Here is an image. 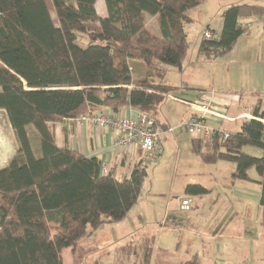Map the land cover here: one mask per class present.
Returning <instances> with one entry per match:
<instances>
[{
    "label": "trees",
    "instance_id": "trees-1",
    "mask_svg": "<svg viewBox=\"0 0 264 264\" xmlns=\"http://www.w3.org/2000/svg\"><path fill=\"white\" fill-rule=\"evenodd\" d=\"M95 1L0 0V109L17 142L0 168V264H62L63 249L74 251L81 237L135 205L147 174L142 157L128 175H103L98 158L57 145L55 125L128 107L156 116L175 90L164 81L166 70L179 67L188 52L184 26L205 0H105V17ZM260 14L262 5L230 4L221 13L218 38L202 39L198 51L217 56L230 50L247 31L239 19ZM145 15L157 17L158 35L146 27ZM94 22L96 30L88 27ZM79 35L86 36L85 47ZM133 61L145 68L138 80ZM253 115L240 131L192 138L190 148L205 163L233 162V179L250 180L249 170L256 171L264 225V153L244 150L264 151L263 114L257 107ZM29 125L38 136V155ZM186 191L203 195L207 189L187 184ZM142 248L136 261L149 264L151 241Z\"/></svg>",
    "mask_w": 264,
    "mask_h": 264
},
{
    "label": "crops",
    "instance_id": "crops-1",
    "mask_svg": "<svg viewBox=\"0 0 264 264\" xmlns=\"http://www.w3.org/2000/svg\"><path fill=\"white\" fill-rule=\"evenodd\" d=\"M232 3H255L264 6V0H205L191 10L192 21L184 26L188 45L187 55L179 67H168L164 75V81L174 86L175 90L173 94L165 96L155 117L163 129L171 127L173 130L171 132L165 130L162 134L159 152L173 137L175 140L180 139L175 134V129L179 127L189 139V143L182 140L185 148L189 150L190 140L193 137L187 134L180 124L190 114H198L196 109L188 105V103L195 101L205 100L210 103L211 108L205 114L204 121L206 125L218 132L235 133L240 131L242 122L253 118V112L257 107L263 114L261 121L264 123V14L239 19V22L243 24L247 31L238 37L230 50L217 56L206 55L198 51L203 39V30L209 28L218 36L222 27L221 13ZM95 9L100 17H105L107 15L105 0H96ZM156 20V16L145 15L146 27L148 29L149 26L152 27L154 31L151 32L158 35L159 28ZM133 63L138 68L137 75L136 77L133 76V79L138 80L145 75V68L141 62L133 61ZM167 101L182 105L183 112L179 119L173 118L172 106H166V103H169ZM121 110L123 115H127L132 113L134 109L123 108ZM74 119L64 118L55 125L57 145H67L83 156L98 158L101 164L108 167V172L113 173L116 177L127 175L123 154L115 145L117 134L113 129L98 126L91 120L79 121L77 118ZM34 147L39 154L38 144H33ZM244 150L256 156L262 153L261 150L250 146L244 147ZM140 154L139 151L133 152L132 155L135 161L141 158ZM200 163L198 158H195V166H201ZM218 163L216 161L208 164L218 166ZM231 168L234 170V163L231 164ZM251 170L254 169L249 170L250 180L232 178L234 181H239L236 193L241 194L238 199L246 204L238 207L230 205L223 211H220V206L215 205L217 201H221V195L217 192L218 185L212 186L211 183L202 180H194L193 183H189L199 184L207 189L205 194L195 195L199 199L195 201L194 205L195 208H200L210 203L211 212L206 217V224L203 228L195 227L192 229V236L188 235L186 229L182 226L173 227L170 232L171 236L169 235V238H167L169 245L159 241L157 248L166 253H175V242L183 236L182 230H184L183 239L185 240L182 253L185 258L173 254L165 261L157 260L158 255L156 253L153 260L152 245L149 264H189L193 260L197 264H203L202 258L207 256L205 245L202 244V252L192 253L194 251L192 247L193 238L198 234H209L211 241L207 242L208 250L215 264H260L253 258L254 254L259 255L262 264H264V250L259 254L256 252L257 250H250L243 243V240L261 241L264 248V225L262 224L261 209L258 202L260 186L256 182L259 177L255 170L256 174H251ZM202 174L208 176L211 174V169L209 170L208 167L203 173L200 171V167L194 169V177ZM251 191L255 200H253L252 206L249 207L248 202L250 199L247 196ZM228 192L232 195L231 190H228ZM211 193H215V196H211ZM251 209L254 210V213H251ZM130 210L125 216L130 213ZM193 211L194 209L188 213L190 214ZM196 240H199V238L196 237ZM70 249L65 248L61 251L62 264H79L80 260L76 258L77 250ZM207 260H210V258L207 259L206 257L205 264ZM94 264L110 263L99 259ZM134 264L136 263L134 262Z\"/></svg>",
    "mask_w": 264,
    "mask_h": 264
},
{
    "label": "rangeland",
    "instance_id": "rangeland-1",
    "mask_svg": "<svg viewBox=\"0 0 264 264\" xmlns=\"http://www.w3.org/2000/svg\"><path fill=\"white\" fill-rule=\"evenodd\" d=\"M49 7L53 20L56 22L50 4ZM88 27L92 30H96L98 29V24L96 22L90 23ZM149 30L154 31L150 26ZM79 36L80 38L77 40V43L81 47H85L87 43L86 36ZM136 66L137 65L133 63L134 77H136L138 70ZM169 94L171 95L173 92ZM171 102L166 103V106H172L171 112L173 118L179 119L183 112V107L180 103ZM179 128L175 129V134L177 138L180 139L175 140L174 137L170 139L169 143L161 148L160 152L156 153L154 157L140 152V157H142L146 166L147 174L144 178L143 186L136 204L133 205L130 213L120 220L103 223L94 229L90 235L81 237L76 246V258L80 260L79 264H94V262L99 259L107 261L110 264H134V262L140 264L139 260L136 261L137 259H135L134 255L137 253L141 256L143 252L142 247L147 240L151 241V246L153 245V260L156 253L158 255L157 260L165 261L166 258L173 254L179 255L184 259L185 256L182 253L185 240L183 239L184 230H182L183 236L175 242V253H166L165 251L158 250L157 246L159 241H163L165 244L169 245L167 238H169L168 236L173 227L177 225L182 226L186 229L187 234L192 236V229L195 227L203 228L206 224V217L211 212L210 203L200 208H195V201L199 199V197H197L198 195L195 196L186 191L187 184L193 183L194 180H202L206 183H211L212 186H219L217 192L221 195V201H217L215 205L220 206V211L225 210L230 205L238 207L239 205L246 204L238 199L241 197V194L236 193L239 181L232 180L230 175V172L233 170L231 168L233 162L220 160L218 161V166L205 163L200 157L196 156L197 154H195L191 148H189V150L185 148L183 141L189 143V139H187L185 132ZM27 129L32 144H38V136L34 128L29 125ZM16 146L17 142L9 125L6 113L4 110L0 109V168L5 166L11 159L16 150ZM33 150L35 154L38 155L35 147ZM195 158H198L201 162V166H197L200 167V171L203 173L209 167V170L211 169V174L208 176H203V174L201 176L195 175L194 177V169L197 168L194 164ZM250 173L256 174L254 170H251ZM228 190H231L232 195H230ZM211 196L214 197L215 193H211ZM184 197H189L191 200L190 209L186 211L181 210L179 207V202ZM247 197L250 199L248 202L250 207L252 206L253 200H255L253 192L251 191ZM192 209H194V211L189 214L188 212H191ZM251 213H254L253 209H251ZM250 222H252V220H250ZM208 235L209 234H198L193 238L192 247L194 251H192V253L196 251L202 252V244H204L207 256L202 258L203 264H205L206 257L207 259L210 258V260L206 261V264H215L208 250L207 242L211 241ZM196 237H198L199 240H196ZM243 243L250 250H257L256 252L259 254L264 250L261 241L243 240ZM69 250L71 249L69 248ZM259 257V255L254 254L253 258L262 264V260Z\"/></svg>",
    "mask_w": 264,
    "mask_h": 264
},
{
    "label": "built area",
    "instance_id": "built-area-1",
    "mask_svg": "<svg viewBox=\"0 0 264 264\" xmlns=\"http://www.w3.org/2000/svg\"><path fill=\"white\" fill-rule=\"evenodd\" d=\"M202 37L206 40L218 38L209 28L203 30ZM188 105L196 109L198 114H190L181 122L180 126L186 130L187 134L196 138L208 137L218 132L206 125L204 121L205 114H207L211 108L208 101H195L193 103H188ZM121 111V109L118 112L102 110L93 115H81L77 120H91L98 126L113 129L117 134L115 145L123 154L125 171H127L126 173L128 175L135 162V158L132 155L133 152L141 150L142 153L154 157V155L159 152V144L161 143V137L164 131L171 132L173 129L171 127L163 129L161 124L157 122L156 117L150 113L134 109L132 113L123 115ZM227 133L228 132H220L223 138L227 137ZM262 153H264V151ZM100 173L107 175L108 167L105 164L100 165ZM190 201L189 197L182 198L179 202L180 209L184 211L189 210Z\"/></svg>",
    "mask_w": 264,
    "mask_h": 264
}]
</instances>
